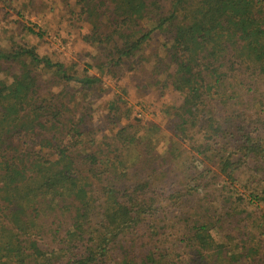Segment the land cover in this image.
Instances as JSON below:
<instances>
[{"label": "trees", "instance_id": "16d2710c", "mask_svg": "<svg viewBox=\"0 0 264 264\" xmlns=\"http://www.w3.org/2000/svg\"><path fill=\"white\" fill-rule=\"evenodd\" d=\"M101 4L111 5L112 29L83 39L111 47L116 59L107 54L108 63L134 58L161 33L158 47L138 56L151 63L138 64L139 75L160 92L182 94L169 110L181 132L202 130L201 170L192 184L169 182L181 155L157 152L159 125L129 124L95 139L86 111L63 124V113L41 102L35 69L24 61L82 91L101 77L68 74L34 47L0 48V66L24 65L12 81L0 76V264H239L243 257L264 264L260 250L243 246L234 255L217 243L211 209L188 204L210 188L209 175L233 184L251 164L249 190L264 201V118L259 126L258 115L249 122L238 109L264 115V0Z\"/></svg>", "mask_w": 264, "mask_h": 264}, {"label": "rangeland", "instance_id": "374dc122", "mask_svg": "<svg viewBox=\"0 0 264 264\" xmlns=\"http://www.w3.org/2000/svg\"><path fill=\"white\" fill-rule=\"evenodd\" d=\"M112 17L111 5L101 4V0H0V48L34 47L40 56L64 64L68 74L101 77L99 84L82 91L77 83L68 85L55 73H46L42 65L36 67L24 61L28 68L35 69L41 102L46 106L53 103L52 106L63 113V124L68 125L71 119L86 111L92 117L91 129L98 130L91 134L95 139L110 136L129 124L139 123L141 127L151 123L159 125L161 132L157 152L164 154L173 150L181 155L173 166L176 177L169 182L192 184L190 177L202 167L195 147L205 144L203 132L199 127L181 132L169 109L173 104L182 102V94L172 90L160 92L156 86L146 85L138 70V64L151 66L150 62H144L138 56H148L163 41V37L155 32L134 58H128L121 64L108 63L107 54L116 59L115 54H110L112 48L104 49L97 42L86 41L83 37L96 28L101 33L112 29L109 25ZM23 67V64H3L0 76L12 81ZM111 107L118 111H111ZM238 109L245 113L243 117L249 122L256 115L259 121L264 118L263 114L249 107ZM262 123L257 125L262 126ZM194 153L199 161L192 159ZM255 169L256 165H249L239 176L241 181L233 184L227 183L222 176L209 175L210 188L204 192L201 190L199 196L188 202L192 205L199 200L211 209L214 238L217 243L231 249L234 255L243 246L264 254V235L258 229L259 223L264 227V201L255 199L247 184ZM240 198H248L250 203L236 205L235 199ZM215 207L219 208V212H215ZM241 263L252 264V261L250 257H243Z\"/></svg>", "mask_w": 264, "mask_h": 264}]
</instances>
